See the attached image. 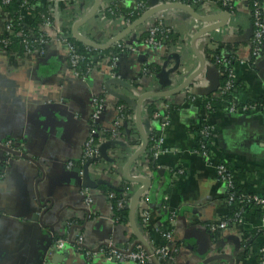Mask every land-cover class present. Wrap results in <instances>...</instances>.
I'll use <instances>...</instances> for the list:
<instances>
[{"label": "crops", "instance_id": "obj_1", "mask_svg": "<svg viewBox=\"0 0 264 264\" xmlns=\"http://www.w3.org/2000/svg\"><path fill=\"white\" fill-rule=\"evenodd\" d=\"M44 1L53 18V28L64 26V32L73 37L74 22L89 13L94 0ZM108 1L101 0L95 15L77 28L81 36L102 44L124 29L126 25L122 24L121 17L111 18L103 10ZM233 1L234 15L228 17L224 27L202 34L194 42L192 36L215 21L201 22L179 8L152 13L124 37L134 46L117 55L115 72L122 84L113 83L111 89L128 100L133 112L125 135L117 139L123 145L105 149L107 156L115 153V160L108 156V161L101 160L98 171L90 170L94 187L90 189L92 203L88 206L83 201L78 174L75 169H68L66 162H77L81 156L89 131L92 99L102 93L109 63L102 61L87 80H82L70 70L66 47L54 35H50L43 53L36 56L12 57L0 50V141L11 140L16 147H21L20 154L8 158L0 178V264H134L99 254L87 259L71 244L50 249L52 238L76 231H80L89 244L109 241L126 248L135 240L129 213L134 228L151 247L162 244V239L155 232L148 238V228L159 226L172 230L175 252L170 264H202L206 256L217 254L211 248L214 241L228 246L233 264H257L252 253L243 255L234 244V239L239 242L245 232L252 234L255 242H264V223L256 215L246 217L243 225L230 223L213 238L202 230L205 223L231 213L224 200L223 183L214 168L195 152V132L202 119L216 125L214 145L219 158L233 170L237 186L264 195V112L234 114L228 111L225 102L205 99L218 93L220 76L218 88L209 94H203L207 85L203 70L188 87L190 91L187 88L168 97H148L142 101V122L145 128L163 136L165 149L155 158V172L150 164L147 166L152 172L148 200L143 203L151 215L148 227L140 223L135 204L132 211L129 210L136 186L122 176L127 158L140 143L135 121L138 95L165 92L182 84L198 66L194 47L202 51L207 66H210L208 59L215 48L216 51L233 48L236 56L243 60L233 65L237 79L233 90L235 99L239 103L264 102V53L256 66L248 63L249 0ZM112 2L117 9H131L134 0ZM217 2L211 0V9L206 13L201 10L199 15L210 17L220 13ZM158 18L172 28L175 37L171 48L155 50L136 44L134 36L145 32ZM2 31L0 22V34ZM215 35L220 40L214 39ZM118 43H123V39ZM144 68L148 69V74ZM191 96L196 99L192 100ZM122 99L111 94L105 96V109L98 122L103 132L112 127L115 104ZM206 101L210 103L209 108ZM147 104H153L158 112H166V104L172 107L168 111L170 125L166 129L161 130L158 121L148 118ZM131 128L137 133L138 144L130 145ZM117 153L125 159L118 161ZM142 156L128 169V175L140 167ZM108 165L113 168L105 171ZM179 168L183 174L174 177L173 171ZM117 187H123L120 197L129 200L125 221L113 218L107 194L108 188ZM223 250L224 247L221 253ZM211 263L227 264L228 260L206 264Z\"/></svg>", "mask_w": 264, "mask_h": 264}, {"label": "built area", "instance_id": "obj_2", "mask_svg": "<svg viewBox=\"0 0 264 264\" xmlns=\"http://www.w3.org/2000/svg\"><path fill=\"white\" fill-rule=\"evenodd\" d=\"M20 4L19 16L17 18L18 22H15V19L11 17V15L5 11L2 7L8 5L11 0H0V22L3 26V31L0 34V50L4 53L12 56V57H31L33 55L42 54L43 49L35 48L33 49L30 45L33 41H37L40 45L44 46L50 41V35H54L59 39V41L66 47L67 51V62L72 73L81 78L82 80H87L90 73L96 70L98 66L103 62L109 63L107 64V79H117L120 78L117 76L115 72V62L117 60V56H102L90 54L87 50H79L74 48L70 41L68 40V32H62L60 28H53L52 22L48 18H43L40 22H35L32 19L31 9L35 6L29 4L28 0H18ZM178 2L182 4H186L192 8L198 9L196 11L198 14L200 11H204L205 13L211 9V0H160L159 3H173ZM220 3V10L228 13V17L234 15L233 9V0H218ZM38 3L43 4V0L41 2L38 0ZM103 10L108 12L109 14H114V10L109 5L108 2L104 3ZM115 7V6H114ZM148 0H134L133 6L131 8L130 16L133 14L140 15L145 12L149 8ZM249 16L251 22V34L248 41L249 48V61L251 66H256L258 59L264 53V3L263 1H254L252 3V8H249ZM123 25H128L131 22L124 18H120ZM147 35L145 38H141L140 34H136L134 36V41L136 44H143L151 47L152 49H164L166 48V42L169 39V34H172V28L167 25L164 20L158 18L157 20L150 23L147 27ZM47 37V39H46ZM12 39L20 41L24 45V51L21 53L14 51L8 52L7 46L11 43ZM122 41V40H121ZM119 42V41H118ZM115 44L117 46H121L123 49H132L134 43H131L129 39L123 38V43ZM215 57L214 62H210L209 64L215 66L218 70V74L220 78H224V82L218 88L219 94H231L233 101L230 105H228V111L230 113H241V112H252V111H261L264 112V102L255 101V103H239L234 95L232 94V90L236 87V74L234 71V66H229L231 59H235L236 63H241L243 60L236 56L235 50L233 48L224 49V51H215L211 53V56ZM84 60H88L86 63V74H80V72L75 70L78 63L84 62ZM91 64V65H89ZM143 71L148 74L149 71L147 68H144ZM104 81V82H105ZM103 82V90L99 95H95L92 99V111L89 117V131L86 136V139L82 145V152L79 160L77 162L67 161L66 167L68 169H75L78 177L81 188V194L83 196V201L85 205H90L92 203V196L90 193V189L83 187V171L84 166H87L89 173L90 170L100 169L99 163L102 158L99 152V145L107 140H116L121 136H124L127 120L130 118V115H126L123 113L124 106L115 104L116 114L112 123V127L108 130L110 133L109 137L105 135V132L102 131L98 126L99 119L101 117L102 112L105 107V96L108 94L104 87ZM204 82V81H203ZM205 83V82H204ZM109 84V88L111 89V85ZM196 85V84H195ZM197 86V85H196ZM112 90V89H111ZM113 91V90H112ZM190 91V88L187 89ZM139 96V95H138ZM191 99H196L194 96H191ZM210 103H207V108L210 107ZM166 112H154L151 116L152 121H158L159 128L161 130L166 129L169 123V105H165ZM121 127L123 129H121ZM148 132V141L150 137H152L153 130L151 128H146ZM196 148L195 152L198 153L202 159L210 166L214 168V171L217 175V178L224 185L225 190V202L230 207V211L233 213L232 217H221L217 220H213L212 222L205 223L202 230H204L208 235L213 238L218 231H221L232 223L236 222L239 225H243L246 221L247 210L245 208L246 205L254 204L258 205L263 213L259 217L261 223H264V195H259L256 193H251L248 191H244L241 193H237L234 191V186L236 185L233 178V170L230 168L228 164L222 161L218 156V149L216 145H214V137L216 135V125L211 123L206 118L202 119L200 126L196 131ZM124 134V135H123ZM199 139V140H198ZM5 150L14 151L16 154L21 153V147H15L13 141L4 140L0 141V167L7 164L8 158L12 155L10 152ZM165 149H163V136L158 135L156 139L153 140V143L147 150L142 153L143 158L140 161V167L132 174H129L133 177L143 178L148 181L151 180L152 172L147 167L150 163V160H155L160 154L164 153ZM115 153L108 154L110 159L115 160ZM113 160V161H114ZM105 161V160H104ZM4 168H0L1 174L4 172ZM108 170L106 167L105 171ZM183 174L182 169H177L173 171V176ZM136 189L143 187L140 183H135ZM130 196V195H129ZM149 196V190H144L140 193L137 203H135V207L138 209L140 223L144 227H148L150 221V211L147 206L143 207V203L147 202ZM109 197H112V194H109ZM129 200L120 198L117 201V206L120 208H125L126 204H128ZM172 218V214L170 215ZM150 226V225H149ZM154 231L160 233L162 244L152 247L154 254L157 259L162 264H170L172 262V256L175 252V247H173L172 243V230L164 229L159 226L152 228ZM203 231V232H204ZM248 231V229H247ZM252 237V234L250 235ZM250 237H246L245 239L241 236L239 238V248L241 252H245L247 250V254H251L252 248L248 244L250 242ZM215 240V239H214ZM252 241V240H251ZM134 242V241H133ZM131 242L126 248L115 246L109 241L98 242L89 244L84 239L83 234L80 231H76L74 233L70 232L67 235L62 237H54L52 238V243L50 244V249H60L67 244H71L76 250L82 252L87 259H90L93 255L99 254L103 255L107 259L116 260V261H131L134 264H152L150 259L144 249L138 245L133 244ZM222 245V246H221ZM248 245V246H247ZM224 247V250L220 251ZM212 251H216L217 254H229L228 246H224L222 244L216 243L214 241L211 246ZM217 249L219 251L217 252ZM259 252L262 253L260 257L259 264H264V244L262 243L259 247Z\"/></svg>", "mask_w": 264, "mask_h": 264}, {"label": "water", "instance_id": "obj_3", "mask_svg": "<svg viewBox=\"0 0 264 264\" xmlns=\"http://www.w3.org/2000/svg\"><path fill=\"white\" fill-rule=\"evenodd\" d=\"M100 1L101 0H94L89 13L84 14L79 19H77L72 26L73 38H75L77 41L81 42L83 45H85L87 47H91L93 49H98V50L106 49L111 44L122 40L128 33L132 32V30H134L135 27L140 25L149 15H151L154 12L164 10V9L179 8V9L185 10L191 17H193V18H195L201 22L206 23L208 21H215L211 25L204 26L201 28V30L197 31L195 33V35L192 36L193 42L195 41L196 38H198V36L200 37V35H202V34H207L211 31H214V30H217L219 28L224 27V25L228 19V13H226L225 11H220V13H217L216 15H212L210 17H207V16L199 15L195 11L194 8H192L186 4H182V3H178V2L160 4L159 3L160 0H148L150 7L145 12L140 14L130 24L126 25L120 33L116 34L109 41L102 43V44L101 43L99 44V43H96L92 40H89V39L81 36L78 33L77 28L80 25H82L85 21H87L88 19L92 18L95 15V13L98 9V6L100 5ZM193 50H194V53L197 56V59L199 61L198 66L182 84L178 85L176 88L169 90V91H165V92L150 91V92H145L142 95H139L137 97V102H136V106H135V121H136V130H137V133L139 135L140 143H139L136 151L133 152L127 158V161H126V163L122 169V176L129 181L142 184L143 187L141 189L136 190L133 193L131 200H130L131 201L130 207H129L130 211H132V209L134 208L135 200L139 197L140 193L144 190L149 189L150 182H151V180L148 181L146 179L133 177V176L127 174L128 169L132 166V164L136 160H138V158L142 155V153L145 151V149L147 148V145H148V132H147V130L144 126V123L142 122V119H141L142 101L148 97H166V96L168 97V96L176 94L177 92H180L184 89H187L190 86V84H192L193 79L197 78L203 70H205V78L207 80V85L204 86V93L203 94H209L211 92L216 91V89L218 88L217 86L219 85V82H218L219 81V74H218L217 68L215 66H212V65H210V66L206 65L205 57L202 54V51L200 49H198L197 47L196 48L194 47ZM207 73H209V77H206ZM111 83H119V84L121 83L122 84V80L120 78L107 79L104 82V87H105L106 91L108 92V94H111L112 96H114L116 98L122 99V97L120 95L114 93L109 88V84H111ZM122 100H124V99H122ZM124 101L126 103H128V100L127 101L124 100ZM14 145H15V143H14ZM116 145H123V144H120V142H118L117 139L116 140H107V141L103 142L102 144H100L99 145V152H100L101 158L105 161H108L109 159L107 156V151L105 149L106 148L113 149V148H115L114 146H116ZM5 151L10 152L12 155L16 154L14 151H11V150H5ZM22 156H24V155L22 154ZM112 161H113V159H112ZM93 180L94 179L91 177V175L87 169V166H84L83 184H82L83 187H86L88 189H91L92 187H94ZM129 220L131 221V225L133 228V234L135 235V240H134L133 244H138L144 249V251L148 255L150 262L152 264H162L157 259L156 255L154 254V251H153L152 247L150 246V244L148 243V241L146 239H144V237L134 228L133 223H132V214L131 213H129ZM234 244L237 248L239 247V242L237 239H234ZM208 252H209V250H207L206 253H208ZM219 259H227L228 260L227 264H233V260H232L233 257H232V255H229V254L208 255L205 257L202 264H206L210 261L219 260Z\"/></svg>", "mask_w": 264, "mask_h": 264}, {"label": "trees", "instance_id": "obj_4", "mask_svg": "<svg viewBox=\"0 0 264 264\" xmlns=\"http://www.w3.org/2000/svg\"><path fill=\"white\" fill-rule=\"evenodd\" d=\"M29 1V4H32L34 5L35 7L31 9V14H32V19L33 21L35 22H40V20L43 18H48L50 20V22L53 21V18L52 16L49 14V8L47 6V4L45 3V1L43 0V4H40L38 3V0H28ZM41 2V0H39ZM254 1H261L262 0H249V8L251 9L252 8V3ZM109 5L112 7V9L114 10V14H108L109 17L111 18H116V17H121V18H124L126 20H129L130 22H132L134 19H136L138 17V15H135L133 14L132 16L129 15V13L132 11L131 9H117L115 7H113V2L112 0H109ZM217 5L220 7V3L217 2ZM5 11H7L11 17H13L15 19V22H18L17 21V18L19 16V10H20V4H19V1L18 0H11V2L8 4V5H5L2 7ZM221 8V7H220ZM196 11H198L197 7L195 8ZM67 14H68V11L66 10ZM71 13L72 15V12H69ZM72 19V18H71ZM62 32H64L66 30V28L63 26L60 28ZM147 35V32L145 31H142L140 33V37L141 38H145ZM174 37L175 35L174 34H169V39L167 40L166 42V47L168 48H171V45H172V42L174 40ZM220 37H218L217 35H215V38L216 40H220L219 39ZM47 39V37H46ZM68 40L70 41L71 45L76 48V49H79V50H87L90 54L92 55H97L99 57L102 56H117L119 55L120 53H122L125 49H123L121 46H117L115 43L111 44L108 48L106 49H103V50H98V49H93L91 47H87L85 45H83L81 42L77 41L75 38L69 36L68 37ZM33 49L35 48H41L44 50L43 46L40 45L37 41H33L30 45ZM7 50L8 52H14V51H17L19 53L22 54V52L24 51V45L23 43H20V41H17L15 39H12L11 43L7 46ZM206 50V49H204ZM101 54V55H100ZM210 62H214L215 60V57H209L208 59ZM88 62V60H84V62H81V63H78L77 67H75V70L80 72V74H86V63ZM235 59H231V62L229 64V66H233L235 64ZM91 65V64H89ZM92 66V65H91ZM224 82V78L220 79V85H222V83ZM237 84V82H236ZM232 94L233 93V90H232ZM205 99H215V100H218V101H221V102H225V104L228 106L230 105L233 101H235L233 99V97L231 96V94H219V93H216L214 94L213 96L212 95H209L207 97H205ZM201 100V99H200ZM208 101H206L207 103ZM250 103H255V101H250ZM117 104L118 105H122L124 106V109H123V113L126 114V115H130L132 114L133 112V109L132 107L126 103L125 101H121V100H118L117 101ZM206 105V104H205ZM147 116L148 118H151L152 114L154 112L157 111V109L155 108V106H153V104H147ZM172 109L171 106H169L168 108V111L170 112ZM129 123V119L127 120V124ZM121 129H123L121 127ZM197 132H195L196 134ZM105 135L107 137H109L110 133L109 132H105ZM129 136L130 138H133V140H130V145H135V144H138V139H135V137H137V133L134 129H130L129 131ZM158 137V133L154 132L152 133V137H150L149 141H148V145H147V150L149 149V147L151 146V144L153 143V140L156 139ZM197 138V136H195ZM199 140V139H198ZM197 141V140H196ZM120 153V152H119ZM119 153H117V157L119 156ZM123 159H125V157H122L121 155L118 157V161H122ZM150 168L152 170V172H155L156 170V163H155V160H150ZM108 170H111L113 167L112 165H108ZM0 168H4V166L2 165ZM0 174H1V171H0ZM1 178V176H0ZM123 187H117V188H108L107 189V194H112V197H109L110 198V204H111V208H112V213H113V218L116 220V221H125L126 220V216H127V211L125 208H120L117 206V201L121 198L120 197V194H121V191H122ZM234 191H236L237 193H241V192H244V190H242L240 187L237 186V184L234 186ZM246 210H247V215H256L258 218L261 216V214L263 213V210H261V208L258 206V205H254V204H249V205H246L245 206ZM233 213H229L227 215L228 218L232 217ZM169 229V228H168ZM148 231V238L149 236L152 235V232H155L157 234L158 237H161L160 233L154 231L153 229L151 228H148L147 229ZM250 233L249 232H245L244 235H242V237L245 239L246 237H250ZM152 237V236H151ZM151 239V238H150ZM149 240V239H148ZM252 240V241H251ZM250 245V247L252 248L251 252L252 253V257L256 260L257 264H259V261H260V257L262 256V253L259 252V247L260 245L262 244H259L257 242L254 241V238L253 236L250 237V242L248 243ZM264 244V242H263ZM248 246V245H247ZM247 255V250L245 252H243V255ZM213 264V263H211Z\"/></svg>", "mask_w": 264, "mask_h": 264}, {"label": "rangeland", "instance_id": "obj_5", "mask_svg": "<svg viewBox=\"0 0 264 264\" xmlns=\"http://www.w3.org/2000/svg\"><path fill=\"white\" fill-rule=\"evenodd\" d=\"M236 183V182H235Z\"/></svg>", "mask_w": 264, "mask_h": 264}]
</instances>
